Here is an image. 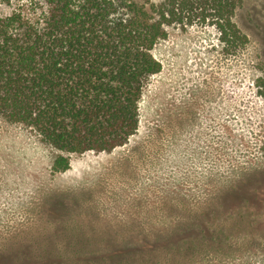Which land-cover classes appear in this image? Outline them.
<instances>
[{"label": "rangeland", "instance_id": "rangeland-1", "mask_svg": "<svg viewBox=\"0 0 264 264\" xmlns=\"http://www.w3.org/2000/svg\"><path fill=\"white\" fill-rule=\"evenodd\" d=\"M234 12L250 43L232 55L212 19L168 27L121 147L55 173L61 152L0 120V264H264V159L246 119L264 111V0Z\"/></svg>", "mask_w": 264, "mask_h": 264}, {"label": "trees", "instance_id": "trees-1", "mask_svg": "<svg viewBox=\"0 0 264 264\" xmlns=\"http://www.w3.org/2000/svg\"><path fill=\"white\" fill-rule=\"evenodd\" d=\"M21 1L0 0V120L61 152L55 173L70 168L69 154L112 151L136 133L145 81L162 70L152 50L168 27L212 19L227 54L250 43L234 21L243 0ZM256 59L264 110V47ZM246 119L264 159V111Z\"/></svg>", "mask_w": 264, "mask_h": 264}]
</instances>
